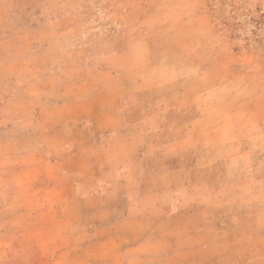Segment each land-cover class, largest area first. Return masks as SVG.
<instances>
[{
	"label": "rangeland",
	"instance_id": "374dc122",
	"mask_svg": "<svg viewBox=\"0 0 264 264\" xmlns=\"http://www.w3.org/2000/svg\"><path fill=\"white\" fill-rule=\"evenodd\" d=\"M170 139L210 211L191 264H264V0H0V261L53 264L96 226L119 256L181 255L193 232L116 178L144 140Z\"/></svg>",
	"mask_w": 264,
	"mask_h": 264
},
{
	"label": "crops",
	"instance_id": "0c3cea01",
	"mask_svg": "<svg viewBox=\"0 0 264 264\" xmlns=\"http://www.w3.org/2000/svg\"><path fill=\"white\" fill-rule=\"evenodd\" d=\"M146 118L148 117L146 116ZM116 120H114L115 124L108 125L109 128H112L115 131L122 127V125L116 124ZM144 123H146V120L143 119L142 126ZM152 131L153 134L157 133V130L151 129V132ZM173 131L174 128L170 129L171 133H173ZM188 133L193 132H189L188 130ZM182 149V145L178 143L177 139H170L165 142L155 143L144 140V142H142V147L137 148L138 154H134V157L129 162L122 164L124 169L116 176V178H118L117 180L123 184L124 189L125 186L128 187L132 183H140L142 184V192H145L144 187L146 188L147 185H150V191L148 192V195L146 194V198H148V200H151V197L153 196L155 198L154 203H150V206H154V208H152L154 211L153 215H165L169 220L172 230L174 231L188 229L193 232L192 236L186 238L180 244L181 249L184 250L181 252L182 256L179 252V244L176 242L174 248H171L170 246V249L166 248L167 250L165 249L161 252L158 250H154V252L142 250L141 257L138 256L137 253L130 254L128 247L122 245L120 250L121 256L123 258L122 259L121 256H119L120 254L118 251L108 250L105 248V244L102 239L98 238V231H100V227L96 226L94 228L88 229V231L90 230L89 233H81V235L77 234V236L73 235V238L70 239V244L72 245L68 246L64 250L61 249L58 253L57 259L53 264H84V261L88 262V264H162V260L169 264H178L182 261H187L188 264H191L196 261H205V254L198 257V255L196 256L194 253L204 250L207 246H210L208 231L205 227V225L211 221L208 219L210 211L208 206H205L204 204L195 206V202L192 203L195 201L193 192L189 194L187 191L188 186L182 185L181 179H177V173L181 170L183 171L184 168H187V166H185L186 164L181 165L180 160L178 159H182V156H184L182 155ZM79 150L83 152L94 151L95 147L82 146V148ZM91 161L92 160H90V163ZM175 162L177 163L175 164ZM167 163L169 164V166H167L168 169H166V171L161 170L160 166L167 165ZM94 168L95 166H92L90 169ZM59 172L61 173V171ZM158 176L168 180L169 185L159 189H152V187H154V183L156 184L154 179ZM110 195H112L111 198L116 200L125 201L126 199H132L131 196L126 193V190L113 192ZM164 195H167L166 198H170L169 202L164 201ZM102 198L106 197L103 195H89L80 197L82 200L81 203H89L91 200ZM156 198H161V201ZM117 209L119 212L123 213L122 215L127 213L126 215L131 217V201L129 202L128 208L126 207L124 209H120V207H118ZM196 216L202 217L200 223L198 224H195L194 222L192 223V219L196 218ZM187 220L188 222H185ZM149 228L151 227H143L142 224V229L148 230ZM84 229L85 228L82 227L80 228V231ZM83 240H86V242L83 243ZM146 242V237L142 238V248ZM10 252V258L13 257V260L16 259L14 252L13 254L12 251ZM9 255L7 256L8 258ZM0 264L13 263L4 260L0 261Z\"/></svg>",
	"mask_w": 264,
	"mask_h": 264
}]
</instances>
